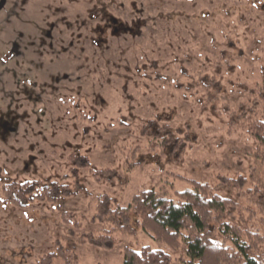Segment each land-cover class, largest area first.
I'll use <instances>...</instances> for the list:
<instances>
[{
    "label": "rangeland",
    "instance_id": "rangeland-1",
    "mask_svg": "<svg viewBox=\"0 0 264 264\" xmlns=\"http://www.w3.org/2000/svg\"><path fill=\"white\" fill-rule=\"evenodd\" d=\"M262 97L264 0H5L0 264H39L59 246L78 264H122L126 246L190 264L184 244L172 250L155 241L134 217L135 233L118 235L110 251L77 239L98 232L100 195L122 207L150 188L175 200L191 181L233 200L226 220L262 236L264 214L244 192L253 186L238 190L221 179L248 178L254 143L246 117L261 116ZM163 125L183 146L162 149L152 132ZM78 156L89 166L78 170L75 197L22 208L2 198L10 182L71 185ZM52 264L64 262L56 256Z\"/></svg>",
    "mask_w": 264,
    "mask_h": 264
},
{
    "label": "trees",
    "instance_id": "trees-1",
    "mask_svg": "<svg viewBox=\"0 0 264 264\" xmlns=\"http://www.w3.org/2000/svg\"><path fill=\"white\" fill-rule=\"evenodd\" d=\"M260 117H246V131L254 147V164L249 167L248 178L237 176L234 179L221 178L225 184L242 190L248 181L253 186L248 188L254 202L264 214V97ZM243 116V114H242ZM155 120L147 122L151 127ZM168 125L159 126L152 132L163 148L171 146L177 149L183 142L177 141L172 132H167ZM146 130V127L143 131ZM140 163V162H139ZM142 163V162H141ZM70 176L71 185L52 181L38 186V181L10 182L2 187V198L12 205L22 208L31 201L54 203L59 198H71L79 194L81 185L77 179L78 170L89 166L86 157L73 159ZM114 176L113 170H106ZM101 173V172H97ZM94 175H96L94 173ZM64 177H67L65 175ZM193 188L174 192L175 200L157 196L153 188L136 192L126 207L118 204L108 194L100 195L94 207L93 222L100 225L97 233H85L77 242L94 248L110 251L118 243V235H132L136 228L134 222L143 231L149 233L155 241L165 243L172 250L185 245L190 264H264V234L242 229L227 221L236 203L215 193L214 187L207 183L191 181ZM65 224L70 221L62 215ZM70 233H73L71 231ZM56 256L64 264H78L71 253L59 246L55 252L43 255L39 264H52ZM122 264H174V259L167 252L143 246L139 250L123 248Z\"/></svg>",
    "mask_w": 264,
    "mask_h": 264
},
{
    "label": "water",
    "instance_id": "water-1",
    "mask_svg": "<svg viewBox=\"0 0 264 264\" xmlns=\"http://www.w3.org/2000/svg\"><path fill=\"white\" fill-rule=\"evenodd\" d=\"M5 0H1L0 8L3 6Z\"/></svg>",
    "mask_w": 264,
    "mask_h": 264
}]
</instances>
